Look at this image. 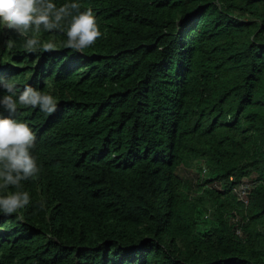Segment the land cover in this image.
I'll return each mask as SVG.
<instances>
[{"label": "trees", "instance_id": "obj_1", "mask_svg": "<svg viewBox=\"0 0 264 264\" xmlns=\"http://www.w3.org/2000/svg\"><path fill=\"white\" fill-rule=\"evenodd\" d=\"M51 2L91 8L103 35L81 53L68 20L41 25L49 51L0 32L17 100L32 86L58 103L19 115L40 173L0 190L30 195L0 212V264H264V0Z\"/></svg>", "mask_w": 264, "mask_h": 264}, {"label": "clouds", "instance_id": "obj_2", "mask_svg": "<svg viewBox=\"0 0 264 264\" xmlns=\"http://www.w3.org/2000/svg\"><path fill=\"white\" fill-rule=\"evenodd\" d=\"M65 20H68L65 47L75 52L91 48L103 35L93 10L80 11L77 3L57 8L51 0H0V32L7 50L13 47L15 35L26 37L24 46L28 51L52 50L54 45H41L36 34L41 25L45 30H53L61 28ZM0 88L8 93L0 96V190L10 186L20 189L21 181L38 177L40 167L34 152L38 141L35 126L19 115L27 109L53 116L58 111V103L53 95L32 86H26L17 100V86L10 79L0 78ZM29 203L28 192H8L0 195V212L12 215Z\"/></svg>", "mask_w": 264, "mask_h": 264}, {"label": "built area", "instance_id": "obj_3", "mask_svg": "<svg viewBox=\"0 0 264 264\" xmlns=\"http://www.w3.org/2000/svg\"><path fill=\"white\" fill-rule=\"evenodd\" d=\"M202 172L203 174H207L208 169L206 166H202ZM254 184L253 180H245L244 182L240 183L234 188V191L236 195L239 197L241 202L246 206L249 203V191L252 188V185ZM240 214L237 212H233L230 214L231 221L235 224V231L236 234L240 237H244L243 230L241 227L242 220L240 219Z\"/></svg>", "mask_w": 264, "mask_h": 264}, {"label": "rangeland", "instance_id": "obj_4", "mask_svg": "<svg viewBox=\"0 0 264 264\" xmlns=\"http://www.w3.org/2000/svg\"><path fill=\"white\" fill-rule=\"evenodd\" d=\"M181 173L183 174V175H190L191 177H193V178H196L197 176H198V171H197V169L195 170V171H191V170H186V169H183L182 171H181ZM205 226H207V224L206 223H201V227L203 228V229H205Z\"/></svg>", "mask_w": 264, "mask_h": 264}]
</instances>
